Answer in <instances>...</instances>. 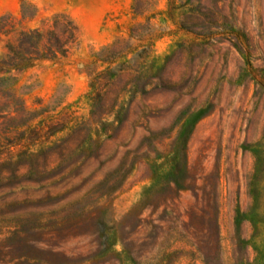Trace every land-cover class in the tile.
Segmentation results:
<instances>
[{"label": "rangeland", "instance_id": "374dc122", "mask_svg": "<svg viewBox=\"0 0 264 264\" xmlns=\"http://www.w3.org/2000/svg\"><path fill=\"white\" fill-rule=\"evenodd\" d=\"M133 5L0 0V61L77 29L0 70V264H264V0Z\"/></svg>", "mask_w": 264, "mask_h": 264}, {"label": "trees", "instance_id": "16d2710c", "mask_svg": "<svg viewBox=\"0 0 264 264\" xmlns=\"http://www.w3.org/2000/svg\"><path fill=\"white\" fill-rule=\"evenodd\" d=\"M133 11L138 15L137 0H134ZM57 18H60V16H57ZM76 32V27L72 26V29L67 31V34L64 31L61 34L57 32L51 33L47 43L48 46L42 49L43 37L38 31L22 33L19 47H11L12 56L9 60L0 61V70H4L6 66L11 69H25L33 67L40 61H57L66 58L68 55L66 46L69 42L76 40ZM107 49H112V46ZM105 63L111 64L110 61H105Z\"/></svg>", "mask_w": 264, "mask_h": 264}]
</instances>
